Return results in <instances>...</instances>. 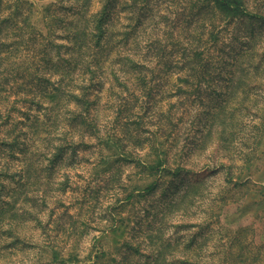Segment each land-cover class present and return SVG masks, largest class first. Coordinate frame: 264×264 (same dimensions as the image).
I'll return each mask as SVG.
<instances>
[{"label":"rangeland","instance_id":"rangeland-1","mask_svg":"<svg viewBox=\"0 0 264 264\" xmlns=\"http://www.w3.org/2000/svg\"><path fill=\"white\" fill-rule=\"evenodd\" d=\"M105 1L0 0L20 25L0 29V264L71 251L69 264H264V0H242L252 23L228 22L236 8L211 19L200 0H112L99 46ZM230 82L227 120L202 146ZM84 91L110 142L50 163L57 144L97 141ZM142 161L181 171L129 201L152 179Z\"/></svg>","mask_w":264,"mask_h":264},{"label":"trees","instance_id":"trees-1","mask_svg":"<svg viewBox=\"0 0 264 264\" xmlns=\"http://www.w3.org/2000/svg\"><path fill=\"white\" fill-rule=\"evenodd\" d=\"M136 1V0H133ZM111 4H112V0H106L105 3L103 4L102 9L99 11V13L96 15V27L98 28L97 32H93L94 38L92 39L93 41H95V39L97 40V44H100L104 34L106 32V22L108 19V12L111 8ZM193 8L198 12L201 13L203 10H206V15L209 16V18H214L217 17L218 14H220V12H225L228 16V14L230 12H232L231 10H234L235 8L237 10H239V13H235L233 15H231L228 18V22L232 21L236 16H238L239 18H246V19H251L254 17V15L252 13L246 12V7L244 5V2L242 0H200V1H196L194 3ZM197 20L196 16H194V19L190 20L191 22H195ZM13 22L15 24V26H20L18 25V19L12 17H5L3 20L0 19V29H1V25L3 26V24L5 22ZM179 21H176L175 23L177 24ZM252 23V21H251ZM206 25H204V29L206 30ZM207 31V30H206ZM213 31V30H212ZM205 31H203L204 33ZM208 32H210V30H208ZM219 32H221L219 30ZM219 32H212V35H215V33L219 34ZM203 35V34H201ZM197 35L194 34L193 35V40ZM219 37L216 38H210L211 40H217ZM78 41L81 43V45L83 46L85 44V35L84 33H81L79 35V39ZM108 42H111V38H107L106 42L100 44L99 46H105ZM239 61V58H238ZM128 58H127V62L126 64H128ZM229 64H234V62H231ZM130 65L135 66L134 62L131 63ZM210 75H213L212 70H209L208 72ZM116 76L118 77V79H120V75L115 71ZM125 76V73H124ZM214 77H211V80H213ZM234 77H231L230 80L232 81ZM85 79L87 80L88 78L85 77ZM89 80L93 83L96 82V77H90ZM210 80V81H211ZM235 80V79H234ZM239 80V79H238ZM234 82V81H233ZM233 82H230L227 86H226V90L224 91V93L226 94V97L224 98V100L217 104L219 105L218 107L215 108V111L209 112L211 114V118H209L206 121V127H207V132L205 133V135L203 136V138L200 141V144L202 146H205L207 143H209V141L212 139L214 132L217 130V126L220 124L221 120H227V114L229 113V110H231L230 107V103L232 100V95H235V90L233 88H231V85L233 84ZM231 84V85H230ZM234 85V84H233ZM211 87H216L217 85L214 84ZM231 88V89H230ZM75 95V92L72 93V96ZM87 91H84L83 95L79 98L80 102H83V105H85V109L82 110L81 112H79V115L82 117L81 119V123L82 124H87L88 127L90 128V131L93 132L97 137V141H95L94 143H86L83 140H76V141H71L69 143L60 145L57 144L55 146V151H53L52 153V157L50 159V163L55 162L59 159V157L63 156V153L65 152L66 148H73L74 153H76V148L84 145V146H92V145H99L100 148H102V151H104V149L106 148V146L108 145V142H110V137L108 135V133L103 134V128L101 127L99 122V119H95L93 117H90L91 115V104L93 102H90L87 99ZM74 118H77V114L74 115ZM263 118V116H262ZM88 129V128H86ZM240 130L236 127L235 129L232 128L231 130V135H228V139L232 140V145H235V139L240 136ZM85 131L82 133V135H84ZM102 133V134H101ZM126 155L123 153H119V155L116 157L115 160L119 161V160H123V158L121 157H125ZM107 155L103 154L102 155V162L101 164H103V162L105 161ZM229 166L231 167V162H228ZM51 165V164H50ZM139 165L141 166L142 170L141 172V177L140 179H144L146 178V176H152V179L144 182V184L141 187H138L139 190L137 191V189H132L130 192L127 193L126 199H128L129 201L136 197V196H143L146 195L148 193L153 192L154 190L158 189L162 182H163V178L165 177V175H171L174 173H179L181 171V169H177L174 171L173 166H167L164 165V163H159L158 165H151L149 163H147L146 161H142V163H139ZM51 168V166H50ZM104 168H109L108 166H105ZM105 169V170H106ZM150 170V172H149ZM144 172H149V175H143L142 173ZM157 174V175H156ZM1 179V176H0ZM4 183H1V186L3 187ZM197 185V184H195ZM52 243V242H51ZM56 246V245H55ZM59 254V253H58ZM105 255L104 253L102 255H98V257ZM59 258V262L61 264H69L72 261H78L80 260V258L78 257V253L75 251H71L69 252V254L66 256H61V257H56V259ZM56 259L52 258L53 261H55Z\"/></svg>","mask_w":264,"mask_h":264}]
</instances>
